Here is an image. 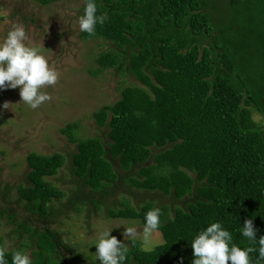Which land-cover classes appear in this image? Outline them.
Segmentation results:
<instances>
[{"label":"trees","instance_id":"trees-1","mask_svg":"<svg viewBox=\"0 0 264 264\" xmlns=\"http://www.w3.org/2000/svg\"><path fill=\"white\" fill-rule=\"evenodd\" d=\"M96 3L107 19L94 36L82 32V38L109 42L112 48L98 64L126 72L140 85L126 87L117 103L94 114L106 140L71 138L77 151L70 165L79 180L74 200L63 204L65 192L46 180L65 166L63 155H28V184L17 190L28 215L20 221L0 205V217L8 216L12 232L24 236L10 251L0 236L9 264L17 250L30 251L32 264H99L50 225L80 212L84 199L95 214L143 224L144 214L158 206L140 196L139 208L114 201L123 183L175 202L158 207L166 243L145 252L141 242L131 241L125 264H180L181 257L191 264L193 235L216 221L233 243L257 247L240 232L253 219L256 238L264 235V124L255 119L257 114L264 123V0ZM76 128L69 124L63 133ZM10 191L2 192L4 199ZM257 256L250 254L253 264Z\"/></svg>","mask_w":264,"mask_h":264},{"label":"rangeland","instance_id":"rangeland-1","mask_svg":"<svg viewBox=\"0 0 264 264\" xmlns=\"http://www.w3.org/2000/svg\"><path fill=\"white\" fill-rule=\"evenodd\" d=\"M84 7L85 0H58L50 5H43L39 0H0V40L13 24L24 26L28 45L39 47L59 73L57 84L43 89L52 99L35 110L20 103L19 89L0 91V205L17 212L20 221L28 215L24 203L18 201L17 191L28 184V155H63L65 166L57 176L46 180L65 192L63 204L69 199L74 200L79 180L70 165L77 151V144L71 142V138L106 140V133L98 127L94 114L104 106L117 103L126 87L140 85L126 72L103 69L98 64L100 55L112 45L101 39L82 38L78 18ZM5 103H8L7 109L3 108ZM255 119L264 124L261 116L255 114ZM69 124H77L78 128L70 135L64 134L63 130ZM6 187L11 189L8 200L2 194ZM116 194L114 201H127L137 208L139 196L153 201L158 207L175 204L169 197L137 192L124 183ZM84 200L85 205L78 203L82 208L80 212L70 211L61 222L50 225L65 243L87 256H94L93 244L100 233L112 230V236L131 247L130 240L124 241L123 226H135L140 230L143 224L135 220L108 219L100 210L95 214L89 199ZM8 221V216L0 217V236L6 250L10 251L20 246L24 236L12 232L16 226H9ZM159 233L164 239L160 230ZM27 254L32 258L30 251ZM92 259L96 260L95 257Z\"/></svg>","mask_w":264,"mask_h":264},{"label":"clouds","instance_id":"clouds-1","mask_svg":"<svg viewBox=\"0 0 264 264\" xmlns=\"http://www.w3.org/2000/svg\"><path fill=\"white\" fill-rule=\"evenodd\" d=\"M107 13L98 15L96 0H85L83 14L78 18L81 32L94 36L97 25H103ZM28 34L24 26L13 24L7 34L0 40V91L19 89L21 102L31 109H38L52 99L43 91L45 87L54 86L59 73L36 46L27 43ZM8 103L3 105L7 109ZM161 210L153 208L144 214L142 229L135 226H123L124 241H141L142 250L152 252L162 247L166 241L159 233ZM112 230L103 231L94 242V257L99 264H125L128 245L111 235ZM258 229L253 219H246L240 235L252 241L257 247L241 248L233 243V237L221 222H210L203 230L195 233L191 240L193 260L191 264H253L251 253H258L257 264L264 262V235L256 238ZM92 246V247H93ZM0 264H9L5 251L0 249ZM11 264H32L30 255L22 250L11 256ZM180 264H184L183 257Z\"/></svg>","mask_w":264,"mask_h":264},{"label":"flooded vegetation","instance_id":"flooded-vegetation-1","mask_svg":"<svg viewBox=\"0 0 264 264\" xmlns=\"http://www.w3.org/2000/svg\"><path fill=\"white\" fill-rule=\"evenodd\" d=\"M50 5V4H49Z\"/></svg>","mask_w":264,"mask_h":264}]
</instances>
